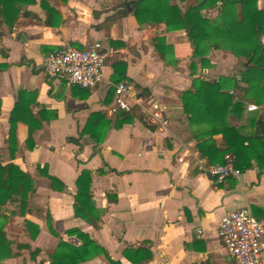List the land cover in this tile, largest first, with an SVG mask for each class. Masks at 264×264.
<instances>
[{
	"label": "crops",
	"instance_id": "1",
	"mask_svg": "<svg viewBox=\"0 0 264 264\" xmlns=\"http://www.w3.org/2000/svg\"><path fill=\"white\" fill-rule=\"evenodd\" d=\"M120 3L35 0L19 7L12 26L0 23V66H7L0 69V151L7 148L9 116L22 93L20 98L30 108L28 120L35 130V147L27 149L28 125L18 123L19 150L11 162L32 174L37 166H45L49 175L65 185L63 192L53 191L47 180L36 177L27 213L12 222V232L21 234L24 219L37 224L39 233L33 245L41 251L37 261L45 264L59 240L81 244L76 236L66 234L71 229L88 235L119 264H131L123 251L143 242L149 243L152 254L145 264H234L217 237V225L225 213L242 207L254 217H264V168L252 164L240 171L239 177L230 176L223 182L200 171L199 162L204 160L185 129L176 123L182 115L177 93L189 89L193 79L187 33L166 32L164 24L139 25L131 15L120 17ZM192 4L186 0L181 7L188 9ZM45 6L55 10L54 26L44 23ZM209 14L215 16L216 12ZM162 36L164 44H155V38ZM94 42H99L105 53L103 79L95 88L66 87L44 72L48 53L83 49ZM201 72L207 69L197 64V76ZM118 76L144 107L154 103L165 109L169 118L166 129L150 126V130L138 120L114 127L119 111L110 113L114 99L108 102L107 95L115 85L112 78ZM130 104L134 102L130 100ZM261 110L245 108L232 124L249 134L248 119ZM99 113L109 128L96 145L82 131L90 116ZM214 140L220 143L221 136ZM83 170L91 173L92 200L101 214L99 227L74 216L75 181ZM4 264L17 263L11 259ZM82 264L110 263L99 255Z\"/></svg>",
	"mask_w": 264,
	"mask_h": 264
},
{
	"label": "trees",
	"instance_id": "2",
	"mask_svg": "<svg viewBox=\"0 0 264 264\" xmlns=\"http://www.w3.org/2000/svg\"><path fill=\"white\" fill-rule=\"evenodd\" d=\"M185 1L121 0L118 15H131L139 25L164 24L166 32L184 30L187 33L192 48L189 72L193 79L189 89L177 93L182 115L176 123L185 129L188 140L194 143V150L206 166L222 164L224 157L229 155L234 167L240 171L252 164L261 170L264 168V0L261 6L260 0H194L191 7L184 9L181 3ZM34 2L0 0V23L12 26L19 15V7ZM44 9L47 11L45 25L54 26L51 20L56 15L55 10L46 6ZM210 11H215L216 15L211 16ZM158 42L163 45L164 37H156L155 44ZM212 50L231 53L240 61L241 70L217 80L197 76V64L201 69L210 67L208 56ZM6 67L1 65L0 69ZM112 81L118 84L123 77H113ZM21 94L9 116L7 148L4 152L0 151V264L9 259H15L17 264H45L43 260L37 261L41 251L33 245L39 226L24 219L21 234L16 236L11 232V224L25 217L29 194L36 189V177L47 180L53 191L63 192L65 185L49 175L45 166H37L35 174H32L11 162L19 150L18 123L28 125L27 149L35 147V130L28 120L31 118L30 108L20 98ZM114 96L111 89L107 95L108 102ZM248 104L262 110L259 115L248 119L252 132L245 135L232 121L241 118ZM143 119L144 113L137 107L128 112L119 110L114 127L118 129L133 120L144 123ZM108 128L109 122L102 114H93L82 134L89 135L96 145H100ZM148 128L153 130V127ZM216 135L221 136L220 143L214 140ZM68 141L78 142L74 138H68ZM75 186L74 216L99 227L101 214L92 200L91 173L81 171ZM47 224L55 236L49 217ZM66 234L76 236L81 244L74 246L59 240L54 251L48 255V264H82L99 255H104L110 264H119L113 262L88 235L75 229L68 230ZM122 255L131 264H145L152 259L148 242L136 248H126Z\"/></svg>",
	"mask_w": 264,
	"mask_h": 264
},
{
	"label": "built area",
	"instance_id": "3",
	"mask_svg": "<svg viewBox=\"0 0 264 264\" xmlns=\"http://www.w3.org/2000/svg\"><path fill=\"white\" fill-rule=\"evenodd\" d=\"M105 53L99 42H94L83 49L66 48L54 50L44 58V72L51 78L63 83L66 87L92 89L103 79L102 70ZM114 103L110 113L119 110L130 111L135 106L144 113V123L166 129L169 118L164 108L157 104L148 107L142 105L140 98L135 97L131 87L121 81L113 86ZM232 94V92H230ZM130 100L134 102L130 104ZM256 106L248 105L247 109ZM199 169L209 178L223 182L228 177H239L240 170L234 167L231 156L226 155L222 164L206 166L199 162ZM217 237L223 249L233 259L234 264H264V217H254L247 207L225 213L217 225Z\"/></svg>",
	"mask_w": 264,
	"mask_h": 264
},
{
	"label": "rangeland",
	"instance_id": "4",
	"mask_svg": "<svg viewBox=\"0 0 264 264\" xmlns=\"http://www.w3.org/2000/svg\"><path fill=\"white\" fill-rule=\"evenodd\" d=\"M189 1L191 3L194 2V0H189ZM208 58L210 61V67L207 68V72H201L200 76L210 80H217L219 77L235 74L236 71H239L242 68L240 61L228 51L212 50L209 53ZM12 231H13V226L11 224V232ZM4 262L2 264H4Z\"/></svg>",
	"mask_w": 264,
	"mask_h": 264
}]
</instances>
